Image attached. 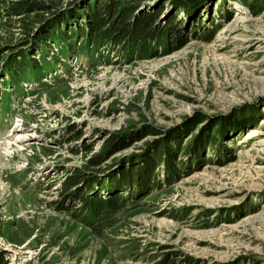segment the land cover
<instances>
[{
	"label": "rangeland",
	"instance_id": "374dc122",
	"mask_svg": "<svg viewBox=\"0 0 264 264\" xmlns=\"http://www.w3.org/2000/svg\"><path fill=\"white\" fill-rule=\"evenodd\" d=\"M138 8L158 12L168 42L148 38L150 52L126 56L104 49L103 59L84 51L44 63L43 74L15 85L1 69L24 50L22 26L36 13L0 10V153L18 133L31 136L0 154L5 264H264V0H151ZM117 136L128 148L93 167ZM172 136L181 138L170 143L178 180L128 210L103 238L84 218L58 211L73 204L65 183L77 170L107 181L157 156ZM192 142V150L204 144L202 157L184 152Z\"/></svg>",
	"mask_w": 264,
	"mask_h": 264
},
{
	"label": "trees",
	"instance_id": "16d2710c",
	"mask_svg": "<svg viewBox=\"0 0 264 264\" xmlns=\"http://www.w3.org/2000/svg\"><path fill=\"white\" fill-rule=\"evenodd\" d=\"M82 1L71 0L65 6L56 2L43 4L0 1V10L6 11V17L36 13L30 22H24L22 26L25 38L17 47L24 50L7 60L1 69V73L10 78L9 83L15 85L16 80L19 81L20 77L31 73L43 74L46 69L43 68L44 63L55 60L64 63L74 57L79 59L84 51H87L85 55L91 59L105 58L102 53L104 49H114L125 56L134 52L148 53L152 49L148 38H157V44L168 42L171 38L169 30L161 31L162 25H156L158 12L137 13L140 2L151 0H84L83 6ZM168 1L174 3L177 0ZM77 4L81 7L76 6ZM1 17L3 13H0ZM173 21L174 18L170 19V23ZM169 27L171 28V25ZM51 45L58 47L56 54L49 49ZM3 54L4 50L1 49L0 57ZM244 117L240 119L235 130L254 119L253 115L246 118L248 120ZM227 126L230 127V124L227 123ZM232 130L234 131V127ZM180 139L172 136L168 144L160 147V151L157 148L156 155L159 153L157 156L143 158L141 165L133 162L134 164L132 163L130 167L127 166L111 175L107 181L88 180L91 177L90 174L77 170L70 181L65 183L67 193L65 200L74 205L80 202L81 207L75 210L73 204L65 205L59 207L58 211L68 212L77 221L84 218L83 223L92 233L103 238L107 230L117 225L121 216L128 210L141 205L143 200L152 193L162 191L164 185L169 186L172 181L178 180L181 171L174 165V151L170 143H174L177 147L181 144ZM216 139L212 142L217 141ZM193 143L186 145L184 152L202 157L204 144L198 143L192 150ZM129 144L121 136L110 138L105 155L94 158L91 161L92 166L99 167L112 154L127 149ZM167 156L169 160L165 158ZM159 167H162L161 170L164 171L163 176L156 173ZM108 170L103 169L96 174H106ZM73 189L75 192L71 193ZM0 264H5L1 254Z\"/></svg>",
	"mask_w": 264,
	"mask_h": 264
},
{
	"label": "bare ground",
	"instance_id": "6f19581e",
	"mask_svg": "<svg viewBox=\"0 0 264 264\" xmlns=\"http://www.w3.org/2000/svg\"><path fill=\"white\" fill-rule=\"evenodd\" d=\"M18 126H20V125H18ZM17 126V127H18ZM30 139H31V136H29V135H26V134H17L15 137H14V139H13V142H11V143H9L8 144V146H6V148H5V151L3 152V153H0L1 155L2 154H4L5 156H7V155H9V154H11V150L10 149H12V147L15 145V146H19V148H21L22 146H26V144L27 143H29V141H30ZM5 146V145H4ZM1 148V147H0ZM0 155V159H2V156ZM4 160V159H3ZM2 163V162H1ZM4 163V162H3ZM5 165V164H4ZM4 167V166H3ZM0 185L2 186V187H6V185L2 182V181H0Z\"/></svg>",
	"mask_w": 264,
	"mask_h": 264
}]
</instances>
